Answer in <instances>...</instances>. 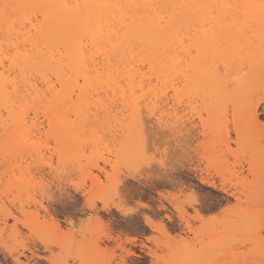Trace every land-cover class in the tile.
<instances>
[{
  "label": "snow or ice",
  "instance_id": "obj_1",
  "mask_svg": "<svg viewBox=\"0 0 264 264\" xmlns=\"http://www.w3.org/2000/svg\"><path fill=\"white\" fill-rule=\"evenodd\" d=\"M20 7L14 4H0V17L10 18V10ZM24 7L33 8H55L61 12L68 10H77L79 13L74 17L73 24L68 30L70 40H65L58 44L59 51L54 49L49 57L52 61L59 55L62 60L66 57L65 72L75 73L74 79L65 84L57 79V96L50 97L46 103L50 114H58L65 103H71L77 114L85 115L84 127H91L94 134L106 132L112 126V114L118 113L122 102L132 108L135 115L136 104L139 103L143 108L148 104L149 119L143 117L139 121H134L135 131L132 134L130 147L121 154L116 152L115 162L112 163L110 170H107L106 179H102L104 191L97 192L95 185L88 189L87 185L81 186L80 183H73L67 177H60L59 187L52 186L49 190H55L58 193V199L64 205L62 212L75 215L84 211L88 218L89 225L93 221L100 229L106 228L103 220L97 216L101 204L105 210H111L112 214L120 213L117 220L122 221L119 227L125 229L128 233L127 243L124 249L117 245L116 251H105L98 253L96 246L77 247L71 233H65L64 238L68 241L66 246H62L58 255L60 259L52 261V264H72L71 256L76 254L78 264H131L124 258L134 256L131 245L137 244L141 232L150 228L154 233L161 231L167 232L165 224L168 218H164L163 212L153 216L157 205L147 197L138 196V190L144 182L145 174L152 176L162 175L167 171L168 160L165 154L170 151V146L166 141L171 140L175 132L176 125L171 121L165 124L161 119L162 111L153 106L149 97L152 96L150 88L151 83H156V98L162 94L161 86L156 78L146 86L143 82L139 86L135 81L139 76L134 75V68L129 69L124 57L127 54L128 47L131 45L130 39L126 37L133 25H136L135 15L129 14L130 9H139L140 4H34ZM144 8H154L162 12L159 15V24H156V18L152 17L149 24L158 29L153 33L154 42L159 46L165 47L170 58L169 75L175 73L169 81L165 79L163 92L165 98L172 97L169 104L178 109L176 115L177 123L180 120V113L183 105L190 98L188 96L187 78L188 76H198L204 73L202 64L197 63L201 52L204 49L225 50L233 57V61L246 60L242 74L231 73L227 61H214L215 70L210 85L205 87V92L211 90L215 96L212 107L200 109V120L207 124L212 122L213 135L223 142L227 137L228 148L231 152L239 154L241 151L244 157H251L249 171L243 177V183L246 190L256 188L260 193L259 208L251 216L247 217L244 234L243 260L236 259L232 264H264V0H203L199 3H161L143 5ZM89 8L100 9H118L115 14L99 16L95 19L85 15V10ZM177 10H184L178 13ZM199 12V15L193 13ZM44 17L45 22L48 17L44 12L36 14V20ZM144 25L141 18L140 25L136 30ZM26 26L36 27L34 20L28 19ZM187 28H195V33H189L183 36L182 33ZM65 45L70 47L71 51L65 52ZM27 56L28 53L17 51L13 56L11 52L8 55H0V61L11 67H16L22 72H27L20 62V56ZM191 57V61H189ZM188 63L187 71H183L185 64ZM123 66L125 74L121 75ZM147 63L145 68H147ZM51 74V73H49ZM0 73V76H3ZM183 77V79H179ZM7 77H5L6 79ZM92 84V87L89 84ZM184 84L181 88L179 85ZM12 89V84L8 85ZM145 87L149 91L145 92ZM67 89L66 96L61 99L60 92ZM93 88L96 90L93 91ZM119 89L114 92L113 89ZM17 94L22 89L17 85ZM104 92L109 97H114L115 102L104 108L94 110L91 103L97 100ZM131 93V95H129ZM33 97V102H34ZM199 97H197V101ZM87 101V107L85 103ZM175 101V103H173ZM22 122H27V116L22 114ZM52 122L49 121L48 128L51 129ZM119 121H117V128ZM116 132V129H113ZM207 136V132L204 134ZM38 149V145L31 137H22L16 142V153L27 155V151H32L33 156ZM7 155V153H6ZM20 156L17 155V160ZM52 167V165H49ZM23 179V176L20 177ZM51 182H49L50 184ZM218 185H213L217 187ZM42 187H47L42 184ZM88 189V190H86ZM227 190V188H225ZM230 195L236 197L239 201L241 196L237 192H230ZM81 195L84 197L83 209L80 205ZM154 199V197H153ZM197 199L196 193H189V199L183 205L176 206V212L181 213L186 219L193 217L191 213L200 203L206 202ZM163 199L161 205L163 206ZM91 210L88 213L87 210ZM151 209V211H150ZM227 211V210H224ZM170 218V217H169ZM201 225L215 222L219 216H201L199 212L194 217ZM24 227L29 229L27 223ZM83 225L81 231H83ZM29 231H31L29 229ZM62 231V230H58ZM38 244H44L50 238V231L47 227V221H41L37 229ZM248 233H251L249 236ZM123 239V236L120 238ZM151 239V237H149ZM232 240L239 246L240 236L226 237L222 242V251L224 246H229ZM258 246V247H257ZM31 247V242L18 245L12 254V259L5 262L0 258V264H48L45 260H25L28 255L27 248ZM189 246L185 245V249ZM258 250L257 259L250 258L251 254ZM56 252V250H53ZM88 259H82L84 255ZM153 264H156L154 261ZM165 264H218L214 259L204 257L195 258L183 256L174 260H167Z\"/></svg>",
  "mask_w": 264,
  "mask_h": 264
},
{
  "label": "rangeland",
  "instance_id": "obj_2",
  "mask_svg": "<svg viewBox=\"0 0 264 264\" xmlns=\"http://www.w3.org/2000/svg\"><path fill=\"white\" fill-rule=\"evenodd\" d=\"M6 3L13 4L11 0H0V4ZM37 13L36 11L28 12L23 17L17 9L10 10V18L0 17V34L1 32L3 34L0 37L15 36L20 30L18 28L25 27L27 30L28 19L34 20L37 25L42 20V18L36 20ZM5 25L9 26L10 34L4 30ZM182 35L187 36L189 33L183 32ZM220 51L222 53L211 57L212 61L209 62L211 68L215 70L214 61L216 60L227 61L231 73L242 74L241 70L247 61H233L228 51ZM201 57L204 56H200L197 63L201 62ZM188 59L191 61L192 58ZM188 67L189 64L186 63L183 71L186 72ZM172 76H175V73ZM37 84L40 85L38 81ZM179 86L185 87L182 83ZM205 87L196 76H188L187 88L190 98L183 105L178 123L176 121L178 109L169 104L172 97L166 99L165 94H161L157 100L155 95L157 90H152L154 92L149 97L153 106L162 111L161 119L165 124L171 121L173 125H176V129L171 140L166 141L170 146V151L165 154L168 160L167 171L158 176L145 174L138 196L147 197L157 205L155 212L152 213L153 216L163 212L164 218L170 217V219H167L165 224L167 229L165 233H154L145 226L138 243L130 246L135 255L127 256L125 253L124 258L131 264H153L154 261L156 264H165L167 260L183 258L185 255L195 258L208 257L216 260L218 264H232L236 259H244L241 253L245 243L243 237L247 232L246 220L258 210L260 193L256 188L246 190V185L243 183V177L249 171L252 158H245L243 151L239 154L231 152L227 137H224L221 142L213 135L211 120L207 124L201 122L200 109L212 107L215 99L211 90L205 92ZM39 97L40 100L37 102L28 99L21 104V114L27 116V122L22 126L21 138L31 137L35 140L38 145V149H33L36 152L35 156L32 151L25 150L27 155L14 151L16 147L12 148L14 145L12 133L15 126L9 119H6L5 131L8 136L5 132L4 136L0 135V258H3L5 262L12 259L17 246L30 241L31 247L27 248L28 255L24 259L26 261L45 260L48 264H52L53 260L60 259L58 255L60 248L68 243L64 238L65 233H71L77 247L83 243L84 247L95 246L94 244L99 242L100 249L103 248L105 251L106 249L116 251L118 244L121 249H124L128 233L124 228L119 227L122 223L117 220L120 213L116 212L113 215L111 210H105L101 204L97 216L106 225V228L102 230L97 227L95 221L92 225L87 223L88 218L84 211L75 215L62 212L64 205L59 202L58 193L49 189L53 185L58 188L60 177L63 176L73 183H80L82 187L87 185L88 189H91L95 185L97 192L104 191L101 180L106 179L107 170H110L112 163L115 162L116 152L120 151L123 155L130 147L132 134L135 131L131 117L132 108L122 102L118 113L112 114V126L106 132L94 134L90 126L87 129L84 127L87 117L77 114L71 103H65L58 114H50L49 109L48 111L45 109L48 108L47 104L41 103V99L47 101V98L42 95ZM64 97L65 95L60 98ZM197 97H199L198 101ZM114 102L115 98L109 97L107 93L91 101L94 110L97 105L102 109ZM85 107H87V101ZM135 111L141 113L144 120L149 119L147 103L143 108L137 103ZM35 114L37 118H34ZM49 121L52 122L51 129L48 128ZM117 121H119L118 128ZM113 129H116L115 133ZM205 132L207 136L204 135ZM9 145L10 147L7 148L6 146ZM17 155L20 156L19 160ZM21 176L23 179H20ZM200 178L203 179V183ZM42 184L47 187H42ZM213 185L218 186L213 187ZM237 188L241 196L239 201L229 194L237 192ZM191 192L196 193L198 200L204 201L205 195L207 200L188 214L193 217L192 219H186L183 215L181 216V213L176 212V206L183 205L189 199ZM81 201L80 207L83 209L82 195ZM40 204L58 220V226L52 223L50 216L46 215ZM87 211L91 212L90 209ZM196 212L204 217L219 216V219L201 225L194 218ZM44 220L47 221L51 235L44 244H38L37 229L40 227V222ZM25 223L31 231L24 227ZM82 225L83 231H81ZM58 227L62 231H58L60 230ZM237 234L240 236L238 247L236 241L232 240L231 245L224 246L222 251L219 250L222 247L221 242L226 237H234ZM248 235L250 236L251 233ZM122 236L123 239H120ZM83 237H86L88 241H84ZM185 245L189 247L185 249ZM258 256L257 250L250 255V258L257 259ZM80 258L86 259L88 256L85 254ZM71 262L78 264L76 254L71 256Z\"/></svg>",
  "mask_w": 264,
  "mask_h": 264
},
{
  "label": "bare ground",
  "instance_id": "obj_3",
  "mask_svg": "<svg viewBox=\"0 0 264 264\" xmlns=\"http://www.w3.org/2000/svg\"><path fill=\"white\" fill-rule=\"evenodd\" d=\"M11 1L13 2L14 5H20V7L14 9H17V12L21 13L23 17L28 12H32V11L44 12L48 17L46 22L44 20V17H41L42 18L41 22L38 23L35 28H31L30 26L27 30L25 27L18 28L20 30L17 31V35L15 36L6 35V37H0V55L6 56L9 54V52H11L13 56H16L17 51L21 53L29 54L27 56L21 55L19 58L23 67L27 69V72H22L18 68L11 67L0 61V73L4 74L3 76H0V135H2L6 131L7 129L6 119H9L10 122L13 123V125L15 126L12 133V135H14L12 139L14 145L12 146V148L14 146L16 147V142L21 139V135L23 134L22 126L24 125V123L22 122V114H21L22 101H27L28 99H30L33 102V97H34L35 98L34 102L35 101L37 102V100H40L39 96L41 95L42 97L47 98V100L50 97H56L58 91L56 89L57 79L67 84L69 83L70 78L74 79L75 76V73H66L64 70L66 64V57L62 60V58L59 55H57L55 61L46 58L51 55L54 49L58 53L59 51L58 44L63 43L65 40H70V35L68 30H70L73 24V19L79 13L80 10L77 9L74 11L68 10L61 12L60 10L55 8L24 7L25 5L60 4V3H67L70 5L71 4L92 5V4H105V3L140 4L141 7L139 9L128 10L130 15L132 14L135 15L136 25H133L131 27V30L128 32L126 37H122V39H130L132 42L131 45L128 47V51L124 59L127 62L129 69L134 68L133 74L139 76V79L135 81V84L137 86H139L141 82H143L146 86H149V82L153 80V77H155L156 81H158L161 86L162 94H164L163 89H164L165 79L161 77L163 75L167 80H169V78L174 73H172V75L168 74L171 71L170 68H168V65L170 64V58L167 54L165 47L159 46L157 43L154 42L153 33L157 32L158 29L149 24L150 18L155 17L156 24L158 25L159 15H161L162 12L160 10L151 7L144 8L143 5L145 4L152 5V4H161V3L203 2V0H11ZM233 2H236V0H233ZM117 11L120 10L89 8L85 10V15L95 19L99 16H107V15L115 14ZM177 11L179 13L180 11H184V10H177ZM193 14L199 15L200 13L195 12ZM141 18H143L144 20V25L140 27L139 31H137L136 27L137 25H140ZM4 30L9 32V34L11 33L9 26L5 25ZM195 31H196L195 28L189 29L187 28V26H185L184 32L194 34ZM1 35H3L2 32L0 36ZM3 46L5 47L3 48ZM69 51H71L70 47L65 45V52L68 53ZM218 53H222V52L220 50H211V49L202 50L201 56L203 55L204 57H201L202 59L201 62H199V64L203 65L204 73L202 75L196 76L198 81L202 85L207 86L211 84V81L213 79L214 69L211 68V64L209 62L212 61L211 57L218 55ZM228 54L230 53L228 52ZM146 63L148 65L147 68H145ZM124 74H125V70L122 66L121 75ZM5 77L7 78L5 79ZM37 81L39 82L40 87L38 86ZM9 84H12L11 90L8 87ZM17 85L19 86L20 89H22V91H20L19 94H17L16 91ZM89 86L92 87L91 82ZM150 88L151 90H157L156 83L155 82L151 83ZM145 89L149 90V87H145ZM95 90L96 89L93 88V91ZM118 90L119 89H115V88L113 89L114 92H118ZM147 90L145 91L148 92ZM153 92L154 91H152V93ZM106 93L107 92H104L103 95ZM59 94L60 97H62L63 95L66 96L67 89L65 88V90L60 92ZM45 109H47L48 111V108ZM140 114L141 113H139L138 111H135V115L133 116L132 113L131 114L132 120L139 121L142 117L141 116L142 114L141 115ZM48 116H50V114ZM34 118H37L36 114L34 115ZM12 135L10 133V137ZM7 143H5V145ZM6 147L9 148L10 145ZM15 150L16 149H14V151ZM200 181L203 183V179L200 178ZM40 206L42 207L46 215L50 216L52 223L58 226V220L49 213V210L46 207H43L41 204ZM10 216L15 219V217L12 214H10ZM167 218L170 219L169 217ZM98 233L100 232L98 231ZM83 238H85L84 241L87 240L86 237ZM157 241L159 242V240ZM98 243L94 244L97 247L96 250L98 249L97 252L98 251L105 252L103 248L100 249ZM106 250L108 251V249Z\"/></svg>",
  "mask_w": 264,
  "mask_h": 264
}]
</instances>
